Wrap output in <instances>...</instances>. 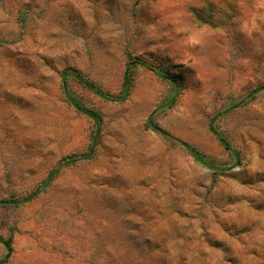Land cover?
Masks as SVG:
<instances>
[{
    "label": "rangeland",
    "instance_id": "rangeland-1",
    "mask_svg": "<svg viewBox=\"0 0 264 264\" xmlns=\"http://www.w3.org/2000/svg\"><path fill=\"white\" fill-rule=\"evenodd\" d=\"M262 85L264 0H0L6 264H264Z\"/></svg>",
    "mask_w": 264,
    "mask_h": 264
},
{
    "label": "trees",
    "instance_id": "trees-1",
    "mask_svg": "<svg viewBox=\"0 0 264 264\" xmlns=\"http://www.w3.org/2000/svg\"><path fill=\"white\" fill-rule=\"evenodd\" d=\"M155 74L159 77H163L166 78V76L159 72L156 71ZM67 77H72L76 83H78L82 88L86 89L87 91H89L90 93L94 94L95 96L99 97L100 99L107 101V102H114L115 99L112 98L109 94L101 91L99 88H97L94 84H92L88 79H86L85 77H83L79 72L75 71V70H67L65 72L62 73L61 75V91H62V95L64 97L65 102L71 106L72 108H74L77 112H79L80 114L84 115L85 117H87L88 119H90L91 121H93L95 124H98L100 122V117L99 115L91 110L88 109L82 105H80L76 99L72 96V94L70 93V91L67 88V84H66V79ZM173 82V81H172ZM127 79H124V83H123V88L125 89V91H127ZM264 92V85L259 86L257 88H255L254 90H252L249 94H248V99L249 98H254L256 95L260 94ZM152 130L155 131L156 133H158L159 135L165 137V138H171L165 131L161 130L159 127L152 125ZM210 131L212 132V134L216 137V139L219 141V143L224 147L225 150L229 151L233 156H237V154L232 150V148L230 147V145L228 144V142L226 141V139H224L222 136H220V134L214 129L213 127V122L210 123ZM174 140V139H172ZM184 149L187 151V153L193 158V160L200 166L208 169L211 172H221L223 171V169H220L218 167H214V165L210 164L209 162H207L204 157L197 152L194 148L185 145V144H181ZM92 151V149H91ZM91 158V153L89 155H86L84 157H81L79 159H74L72 161H70V163H75L77 161H83V160H87ZM55 174V173H53ZM55 176V175H54ZM53 175H51L43 184L42 189L46 188L50 182L52 181V179L54 178ZM37 195L34 196H29L27 198L21 199V200H14V201H6V200H1L0 204L2 205H9V206H20V205H24L27 204L31 201H33L34 198H36ZM0 244L3 246V248L6 251V257L5 259L0 261V264H6L7 259L10 257V254L12 252V247H11V242L10 240H5L2 237H0ZM123 257L125 258V264H134V257L131 258V251L130 249H125L124 253H123ZM122 257V258H123ZM138 264H143V262Z\"/></svg>",
    "mask_w": 264,
    "mask_h": 264
}]
</instances>
